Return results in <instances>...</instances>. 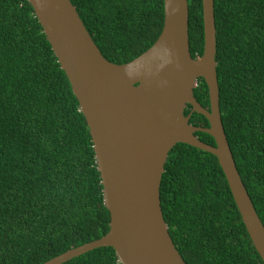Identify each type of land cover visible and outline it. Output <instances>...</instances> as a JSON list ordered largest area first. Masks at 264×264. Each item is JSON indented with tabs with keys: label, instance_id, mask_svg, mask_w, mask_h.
Returning a JSON list of instances; mask_svg holds the SVG:
<instances>
[{
	"label": "trees",
	"instance_id": "trees-1",
	"mask_svg": "<svg viewBox=\"0 0 264 264\" xmlns=\"http://www.w3.org/2000/svg\"><path fill=\"white\" fill-rule=\"evenodd\" d=\"M109 61L148 50L164 0H72ZM189 2V43L203 54L202 0ZM225 132L264 223V0H214ZM194 95L210 107L200 78ZM188 105L185 115L191 114ZM190 123L208 127L194 112ZM196 135L215 145L206 132ZM161 205L187 264H264L218 158L186 143L169 153ZM94 144L71 83L28 0H0V264H42L110 230ZM63 264H122L100 247Z\"/></svg>",
	"mask_w": 264,
	"mask_h": 264
},
{
	"label": "water",
	"instance_id": "water-1",
	"mask_svg": "<svg viewBox=\"0 0 264 264\" xmlns=\"http://www.w3.org/2000/svg\"><path fill=\"white\" fill-rule=\"evenodd\" d=\"M65 71L90 128L110 230L42 264H63L100 247L115 249L122 264H187L177 249L161 205V182L170 151L186 143L218 158L252 242L264 262V223L230 147L220 109L214 0H202L203 54L189 43L188 0H164V25L155 43L117 64L104 57L72 0H28ZM204 78L210 107L194 89ZM191 114L210 126H195ZM210 134L216 144L202 141Z\"/></svg>",
	"mask_w": 264,
	"mask_h": 264
}]
</instances>
